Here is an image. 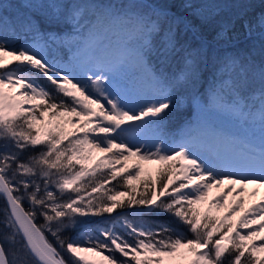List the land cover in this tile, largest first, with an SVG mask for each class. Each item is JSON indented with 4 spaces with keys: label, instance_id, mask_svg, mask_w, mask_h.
I'll list each match as a JSON object with an SVG mask.
<instances>
[{
    "label": "snow or ice",
    "instance_id": "6c2138e0",
    "mask_svg": "<svg viewBox=\"0 0 264 264\" xmlns=\"http://www.w3.org/2000/svg\"><path fill=\"white\" fill-rule=\"evenodd\" d=\"M247 2L0 4V264H264V197L242 195L264 187V147L218 172L199 120L264 130V14L230 13Z\"/></svg>",
    "mask_w": 264,
    "mask_h": 264
},
{
    "label": "trees",
    "instance_id": "16d2710c",
    "mask_svg": "<svg viewBox=\"0 0 264 264\" xmlns=\"http://www.w3.org/2000/svg\"><path fill=\"white\" fill-rule=\"evenodd\" d=\"M210 2H217V0H210ZM21 3H22V0H0V4L3 5V8L5 10L3 14L6 17H11V16H14L17 12L25 11V9L21 7ZM236 12L242 13L245 16V18L252 21L255 19L256 15H259L260 17L262 14H264V3H261V0H248L247 4L241 8H231L230 9V13H236ZM224 15L227 16L229 15V13H224ZM247 46H248V41L243 39L242 30H241L240 39L236 42L235 47L240 48V49H245L247 48ZM183 112L184 114L182 115H173L172 117L169 118V127H168L169 133L173 131V129L174 130L177 129L180 124H184L187 121L194 120L193 119V117H195L194 110H193L192 116H188L186 114V109L183 110ZM201 117L203 118V120L207 122H212L215 125H220L227 130H233V131L235 130V132L237 133L242 132L238 123L235 120L230 119L229 117L218 115L215 112L203 113L201 114ZM249 122L250 124L256 123L253 121H249ZM156 173L157 171L153 175V178L156 177ZM113 184H115V181L113 182ZM108 187H111V185H109ZM120 190L123 191L124 189L121 188ZM3 207H4V202L2 199H0V209H2ZM146 219H148L149 221H153V220L168 221L170 218L167 215H162V216H156V217H146ZM68 235L75 237L78 235V232L70 231ZM49 238L51 239L50 236ZM105 254L107 255L108 253L105 252Z\"/></svg>",
    "mask_w": 264,
    "mask_h": 264
},
{
    "label": "rangeland",
    "instance_id": "374dc122",
    "mask_svg": "<svg viewBox=\"0 0 264 264\" xmlns=\"http://www.w3.org/2000/svg\"><path fill=\"white\" fill-rule=\"evenodd\" d=\"M258 18H259V15H256L255 19L252 20V21L257 20ZM72 128H73V126L71 124L65 125L66 131L71 132ZM205 143L207 145L206 149H204L205 154L206 155H211L213 158L220 160L222 163H221V166L218 167V168L227 171V169L225 168L226 167V162H223L224 153L229 150V146H231V147H234V146L232 144L229 145L227 141L222 143L220 146H219V143L217 141H211L210 142L209 140H207ZM209 146H210V148H209ZM238 148H240L239 145H238ZM254 150H256V149L254 148ZM238 152L239 151L237 150L236 153H238ZM245 156L246 155H242L241 158H240V161H242L245 158ZM125 163L127 164L128 167H131L132 164H140L142 169H143V171L141 173L142 176L146 175V174H149V173L153 176L155 174V172L157 171V169L160 168V165H158L156 163L139 161L135 157L130 158ZM224 186H225L224 188H219V189L213 188L211 190L210 194H209L210 198L214 197V196H218V195L222 194L224 191H226L227 185H224ZM236 186H239V185H236ZM253 187H255V186H253ZM235 199H237V197H236V194H235L234 191L227 196L228 203L234 202ZM244 200H245V207H248L249 205L258 202L260 199L257 200V199H255V198H253L251 196L250 197L245 196ZM222 214L223 213H221V215ZM236 215L238 216L239 213H237ZM234 218L235 217H233V219ZM95 259L99 260L100 258L99 257H95Z\"/></svg>",
    "mask_w": 264,
    "mask_h": 264
},
{
    "label": "bare ground",
    "instance_id": "6f19581e",
    "mask_svg": "<svg viewBox=\"0 0 264 264\" xmlns=\"http://www.w3.org/2000/svg\"><path fill=\"white\" fill-rule=\"evenodd\" d=\"M219 172H222V171H219ZM222 173H224V172H222ZM225 185H227V184H225ZM224 187L225 186H221L220 188H224ZM239 187H240V185L239 186H235V188H239ZM254 190L257 191V193H258V195L255 196V197L250 195V193L252 191H254ZM242 195H243V198L245 196H248V197L251 196V197H253V198L257 199V200L261 199V197H264V187H258V186L253 187L252 185L245 186V192Z\"/></svg>",
    "mask_w": 264,
    "mask_h": 264
}]
</instances>
